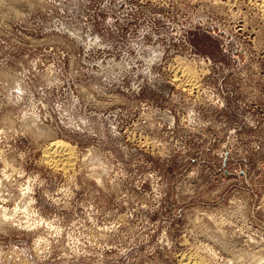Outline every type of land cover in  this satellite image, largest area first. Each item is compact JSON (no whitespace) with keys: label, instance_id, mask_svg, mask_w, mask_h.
I'll use <instances>...</instances> for the list:
<instances>
[{"label":"rangeland","instance_id":"1","mask_svg":"<svg viewBox=\"0 0 264 264\" xmlns=\"http://www.w3.org/2000/svg\"><path fill=\"white\" fill-rule=\"evenodd\" d=\"M56 140L75 148L67 169L43 157ZM192 252L264 264V14L249 0H0V264Z\"/></svg>","mask_w":264,"mask_h":264},{"label":"bare ground","instance_id":"2","mask_svg":"<svg viewBox=\"0 0 264 264\" xmlns=\"http://www.w3.org/2000/svg\"><path fill=\"white\" fill-rule=\"evenodd\" d=\"M249 1H253V5L254 4L256 5L257 10L261 11L264 14V0H249ZM188 68L183 71L184 80L189 85H195L197 84L196 83L197 79L195 80L197 74L196 72L194 73V71L191 70V68L190 69ZM43 157L48 162V164L59 169L69 168L75 163L77 159L75 148L69 142L64 140H56L46 145L43 148ZM205 260L206 259H204V257L192 252L191 254L183 256L180 261V264H208L207 261Z\"/></svg>","mask_w":264,"mask_h":264}]
</instances>
